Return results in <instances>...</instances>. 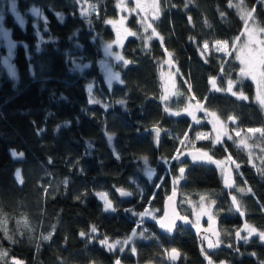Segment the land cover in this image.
Listing matches in <instances>:
<instances>
[{"label": "trees", "instance_id": "trees-1", "mask_svg": "<svg viewBox=\"0 0 264 264\" xmlns=\"http://www.w3.org/2000/svg\"><path fill=\"white\" fill-rule=\"evenodd\" d=\"M91 1L95 11L85 18L79 0H16V11L25 17L21 26L11 11V0H0L3 24L17 44L15 77L0 75V248L9 253V264L12 257L23 264H115L117 259L121 264H170L165 250L173 248L182 253L177 264H206L201 248L207 239L199 242L192 229L182 225L163 235L157 225L146 222L154 238L136 242L135 255L113 254L99 240L105 235L118 240L131 233L135 222L126 209L141 212L152 205L162 210L178 175V163L164 161L173 160L185 138L209 128L207 123L199 128L181 114L189 98L223 120L235 117V123L230 122L240 129L264 128V108L254 101L250 81L241 85L247 100L212 91L210 78L216 77V84L224 88L226 80L237 79L239 63L214 52L202 56L200 51L205 41L210 45L238 37L242 22L229 0H158L159 16L152 26L159 35L147 46L137 36L124 42L122 56L129 63L115 67L124 83L109 88L99 62L101 43L114 39L115 32L105 21L116 18V0ZM244 3L264 29V2ZM32 7L45 17L37 24ZM127 24L139 35L135 18ZM168 52L176 69L178 96L166 110L159 72ZM70 64L84 69L74 72ZM90 99L99 103H89ZM153 129H160L158 140ZM224 141L215 147L200 141L187 153L202 149L219 160L230 155L240 165L232 167L231 195L247 224L264 230V171L257 170L264 169V138L259 137L260 148L251 152L252 163L249 151ZM12 151L23 157L14 158ZM143 157L155 170L152 180L143 174ZM189 157L180 191L211 196L220 240L232 245L230 251L208 250L213 263L264 264V243L257 237L234 252L242 222L219 172L209 164H194ZM136 187L143 192L141 203L134 196ZM241 188L245 191L238 192ZM117 189H129L134 197H123ZM96 193H107L116 211H105ZM181 216L190 219L189 214ZM92 225L98 231L90 242L79 233ZM5 228L11 240L5 237Z\"/></svg>", "mask_w": 264, "mask_h": 264}, {"label": "snow or ice", "instance_id": "snow-or-ice-1", "mask_svg": "<svg viewBox=\"0 0 264 264\" xmlns=\"http://www.w3.org/2000/svg\"><path fill=\"white\" fill-rule=\"evenodd\" d=\"M125 0H117V7L120 8L123 4H124ZM189 2H191V0H189ZM262 2H264V0H262ZM155 3V0H154ZM136 4L137 7L132 9V12H136L137 9L140 8V0H136ZM243 5V0H240V2L238 4H233L232 0H229V7H236L240 10V15H241V19L244 20L245 25L248 24V21L250 18H252L253 16V11H245L242 7ZM187 7V5H185ZM11 10L13 12H16V0H11ZM155 12L156 15L151 17V19L154 21L155 19H158V14H159V7H155ZM30 11L35 15V16H41V12L38 8L36 7H32L30 9ZM221 15L223 16L224 14L221 13ZM62 18V17H61ZM16 19L19 21L20 25L23 26L24 25V19L17 13ZM190 19V18H189ZM143 25H144V31L147 33L149 29H151V36H147L145 37L146 40H151L154 36H158L159 34L156 32L155 28L152 27V23H148L147 20H145L144 18H141L140 21ZM105 23L108 24H113L114 27H116V22L111 21L110 23L106 20ZM123 23V18L120 21V24ZM117 36L118 39L116 41H114V43H122V39H121V35H120V28L117 27ZM0 32H3L4 36L7 37L9 35L7 30H4L2 28H0ZM259 32L261 34H264V29H259ZM245 33H247L249 36L252 35V33L248 32V29L246 27L245 29ZM37 35H39V32L37 31ZM124 35H131V36H136L137 33L135 32H125ZM242 35H244V33H242ZM161 42L163 43V38L161 37ZM191 40H193L195 42V37H191ZM239 39V37L237 38ZM42 40V38H41ZM257 46H259L258 51L255 52V54L252 51L247 50L248 46L247 44H245L243 47H241L240 45L236 44L235 41L233 42L232 46H231V50L229 49L228 46V42L227 41H216L215 44L213 45V49L215 52L217 53H224V55L226 56H231L234 60L239 62V72L237 75V79L236 80H232L229 79L228 80V86L226 89H219L216 87V77H211L210 78V83L213 86V89H215L216 91H227L232 93L233 96H235L238 100H247L248 97L246 95L243 94V92H235L233 91V87L236 86L238 87L242 81L246 78H251L253 81H255L257 83L258 89H260V91L258 92L257 96H256V100L261 104L262 107H264V39L262 40H258L252 43V48L256 49ZM15 48V43L12 40L8 41V55L6 57H3V63L7 66L8 70L10 71L12 76L16 75V70L14 65L11 64V57L13 55V49ZM112 45L111 43H107L104 45V53L107 56H114L116 60H123V57L121 55H119L118 53H113L112 50ZM209 48V44L207 41L204 42L203 47L200 49L201 51V55H205L208 51ZM37 50L39 51V48H37ZM171 55V54H170ZM125 65H127L129 63V61L125 60L124 61ZM168 63H171V60L168 61ZM221 67V72H223L224 69V65H220ZM179 70L177 69V72ZM221 78H223V76H221ZM116 80L119 81L121 84L124 83L123 80L120 79V74L118 72H113L111 69H109V71L107 72V81H108V85L109 88H111L112 82ZM185 83H187V81H185ZM92 84L88 85V92L89 94H91L92 92ZM189 91L191 90V86L189 85ZM162 99H167V97H162ZM89 103H99V101L94 100V99H90ZM119 103L124 104L125 101L121 100L119 101ZM105 107H107V105H105ZM184 111L188 112V114L191 116L192 120L196 123V124H200L201 120L200 118H198V116L196 115V111H201L203 113V116L205 119H210V122L213 125V128H216V123L218 120V117L216 115V113H209L206 109L203 108V105H200L199 103L196 106V111H189L188 108H186ZM176 115H179V113H175ZM235 117H228L229 121H233L235 122ZM156 133V137L157 140L159 138V134H160V129H153ZM43 131V130H41ZM233 132H235V136L230 135L227 131V126H224V130L221 132L219 130H217L216 135L214 138H210L209 135L204 134V133H197L196 134V139L197 140H210V142L212 143L213 147H215V145L217 144H223L225 141L224 139H222V137H226L228 140H232L233 143L236 145V147L238 148H244V149H251L252 145H249L247 143V140L250 139V137L248 136L247 133H251L252 135H256L257 133L260 135V137L264 138V128H260V129H248L247 133H245L243 136L241 135L240 131H236V129H233ZM187 135V134H185ZM239 138V139H237ZM108 140L111 143L112 141V136H108ZM183 143V141H182ZM89 147H91V145L89 144ZM225 151H227V149H225ZM179 154L176 156H173L172 159L177 161V163L179 164H183L184 161L181 159V157L185 156V153L182 151H179ZM11 155L14 158H18V157H23V153H17L15 151H12ZM188 156L191 157V162L194 164H214L216 165L217 168L221 169V174L224 175V165L226 162H231L236 169H239L240 165L237 164L235 161L231 160V156H227L225 158L224 161H220V160H216L214 159V157L212 155H209L208 152L203 151L202 149H198L196 153H187ZM117 159H119V156L117 155ZM144 160L145 165L148 164V159L147 157H143L142 158ZM165 164H171V161L169 160H165L164 161ZM249 163H252V154L251 152H249ZM258 171H264V169H257ZM147 175L151 178V176L154 174V170L151 168H147L146 169ZM20 170L17 169L15 176L17 179L20 178ZM229 177H230V171L228 173V176L225 178V185L227 187H233V184H231L229 182ZM186 179V169L185 167H180L178 170V175L173 177V194H175V190L176 187L179 184L180 180H184ZM65 184H67V180L64 181ZM157 187H160V185H157ZM117 191L120 193L121 196L123 197H127V196H131L133 195L131 192L125 191L123 189H117ZM238 192H244L245 189L241 188L237 190ZM247 191L251 192V189H247ZM96 196L102 200L104 202V210L105 211H110V212H115L116 209L115 207L112 205L111 201L108 199V194L107 193H96ZM169 200L172 199V197L168 198ZM201 200H203V197H201ZM149 204H151V201L148 202ZM232 203L233 205H235V210L236 211H240V215L243 216V211L240 210L239 208V204L237 202V199L235 196H233L232 198ZM125 211H129L132 212L133 215H136L139 217V219L137 220V225L142 226L145 219L147 218H151L153 220H156L159 228L168 235H171L174 231V229H177L178 227H180L181 225L178 224L176 221H171V222H165L163 219H157L156 216V211L155 209H150V208H145V210L143 212L140 213H135L132 209H126ZM168 212L165 209L164 210V216H167ZM178 220L180 221H185L187 222V217H177ZM209 220L211 221V216L209 217ZM26 222V221H25ZM6 223V221L4 222ZM244 230L246 231V235H241V232L238 230L235 233L236 239L237 241L242 240L245 244H247L249 242V239L251 237H253L254 234L258 235L259 240L261 242H264V232H258L257 229H255L254 227H252L251 225H248L247 223H245L244 225ZM98 229L95 225H92L89 229L88 232H84L81 231L79 233V236L81 238L84 239H88L90 242L94 239H96L97 237L95 236V234L97 233ZM147 229H143L140 232H137L136 229H133L132 234L130 236H128L126 239L123 240H109V237H107L106 235L104 236V239L100 240L99 243L101 246L106 247L107 250L109 252H113L115 250H119L120 252H123L125 250V246L131 245L134 238L136 237H140L143 239H148L149 236H146L145 233L147 232ZM4 233H5V237L9 240L12 239V237L8 236L7 234V229H4ZM154 237V234H152ZM45 240H48L51 238V233L48 236H44L43 237ZM204 239H208V237L204 236L202 239V243ZM222 244V241L220 239H216L215 241L209 240L207 243V249H216L219 248L220 245ZM229 248L232 247L231 244L228 245ZM131 251L133 254H135L136 249L135 247H131ZM236 251L239 252V248H236ZM201 252L204 254L205 259L208 261V264H213V261L211 259V257L207 254V251L205 248H201ZM166 253V258L172 262V264H175V261L179 258L180 254L176 249H172L171 252H168L167 250H165ZM253 256H255V253H252ZM9 253L0 248V262H3V264H9ZM11 264H23V261H19L16 260L14 257L11 258ZM115 264H120V260L117 259L115 261ZM223 264V262H222Z\"/></svg>", "mask_w": 264, "mask_h": 264}, {"label": "rangeland", "instance_id": "rangeland-1", "mask_svg": "<svg viewBox=\"0 0 264 264\" xmlns=\"http://www.w3.org/2000/svg\"><path fill=\"white\" fill-rule=\"evenodd\" d=\"M239 2H240V0H232L233 4H238ZM157 6L159 7L158 0H155V3H154V0H140V8L137 9L136 12H132L131 10L137 7L136 0H125L124 4L120 8L117 7V0H116L117 16H116V18H111V19L107 20L109 23L111 21L116 22V27H114L113 24H108L107 23L113 29V31L115 32L114 39L112 41H109V42H102L101 43V51H102L101 53H102V57L103 58L99 62L100 72H101V74L103 76V79H104V81H105V83H106V85L108 87H109V85H108V81H107V72L109 71V69H111L113 72H118V71L115 70V67L118 66V65L119 66L124 65L125 64L124 63L125 60L123 58V60H119L118 61V60L115 59L114 56L105 55V53H104V45L107 44V43H111L112 52L113 53H118L119 55L122 56V51L121 50H122V47L124 45V42L130 37L134 38V36L124 35V33L126 31L127 32H135V31H133V30H131L129 28V26L127 24V21L130 18H135L137 20V22L139 24V28H140V31H139V35L140 36L139 35H136V36L139 39H142L144 41L145 45L147 46L150 40H146L145 37L151 36V29H149L148 32L146 33L144 31V25L140 21H141V18H144L145 20H147L148 23H152L153 20L151 19V17L156 15V12H155L154 9ZM242 7H243V9L245 11H252V10H250V9H248L246 7V5L244 3V0H243ZM230 8H233L237 12V14H238V16H239V18H240V20L242 22V30H241V32H240V34L238 36L239 39H237L238 37H236L232 41L228 42L229 49L231 50V46H232L233 42L235 41V43L240 45L241 47H243L245 44H247V46H248L247 50L252 51L255 54V52L258 51L259 46H257L256 49H253L252 48V43L255 42V41L264 39V34H261L259 32V29H262V28L259 27V25L257 24V22L255 20V17H254V14H253L252 18L249 19L248 24L245 25L244 20L241 19L240 10L238 8H236V7H230ZM79 9H80V14H81L82 17L89 18V16L95 11V6L92 5V1L91 0H79ZM12 13H13L15 19H16V16H17L18 12L17 11L16 12L12 11ZM18 14L25 21V17L22 14H20V13H18ZM31 14H32V16L34 18V23L35 24H37L38 19H42V20L45 19L43 14H41V16H35L33 13H31ZM158 16H159V14H158ZM58 17H59V19H62L61 18L62 15L59 14ZM122 18H123V23L120 24V21L122 20ZM117 27L120 28V35H121L122 43H114V41H116L118 39L117 30H116ZM246 27L248 29V32L252 33L251 36H249L247 33H245ZM0 28H2L4 30H7L8 33H9V35L7 37H5L3 32H0V75L3 72H5L10 77L13 78L15 76L11 75V73L8 70L7 66L3 63V57H6L8 55V41L9 40H12L15 43V48H16L17 44L11 38L9 29H7L4 26V24H3V15L1 13H0ZM242 33H244V35H242ZM155 37L156 36H154L153 38H155ZM221 42H223V41H221ZM214 44H215V42L209 45L208 51H207V53L205 55H208L210 52H214V53L218 54L219 56L225 57L226 60L228 58L230 59L231 56H226V55H224V53L215 52L214 49H213V45ZM203 45H202V47H203ZM15 48L13 49V55H12L11 61H10L11 64L14 65V67H15V64H14L13 59H14ZM169 60H171V63H168ZM70 69L72 71H74V72L75 71H82V69H84V66L78 65V64H75V65L74 64H70ZM15 70H16V67H15ZM159 75H160V78H161L162 89H163L162 97H165V96L167 97V99H163V105H164L165 109L167 110L170 107L171 102L178 96L177 92H176V69H175L172 57H171L169 52L166 54L165 58L160 63ZM247 81H250L254 85V89H255L254 101L259 103L256 100V96H257L258 92L260 91V89H258L257 83L255 81H253L251 78L244 79L242 81V83L238 87L234 86L233 87V91L238 92V93L241 92V91L243 92V90L241 89L242 88L241 85L244 84ZM117 83H119V81L114 80L112 82L111 87L114 84H117ZM227 86H228V80H226L224 88H221L218 84H216V87L219 88V89H226ZM212 91L218 92V93H225V94H228L230 96H233L232 93L227 92V91H216L215 89H213V86H212ZM243 94H244V92H243ZM233 97H235V96H233ZM197 104L198 103H196L191 98H189L188 101H187V104H186L185 108L183 109V111L181 112V114L182 115H186L187 117H189V119L191 120L193 125L201 128V126H203L204 124L207 123L209 125V128L206 129V130L197 131L192 136V138H190V139L185 138L183 140V143H182L183 146L180 149V151L185 153V156L181 157V159L184 161V163L183 164H179L178 163V170H179L180 167H185V169H188V165L185 163V159L189 157L187 155V151L194 149V146L200 141L201 142H209L210 141V140H197L196 139V134L197 133H204V134L209 135L210 138H214L215 135H216L217 130L222 132L224 130V126L225 125L227 126L228 133L230 135H233V136H235V132H233L234 128L236 129V131H240L242 136L245 133H247V130H248V129H240L237 125L231 124V122L228 119H226V120L221 119L216 112L207 110L209 113H213V112L216 113V115L218 117V120H217V123H216V128L214 129L212 123L210 122V119H212V118L205 119L204 116H203V113L201 111H196ZM200 105H202V104H200ZM186 108H188L189 111H196V115L201 120L200 124H196L192 120V118L188 114V112L184 111ZM262 108H264V107H262ZM154 134H155V137H156V133H154ZM247 134L250 137V139L247 140V143L249 145H252V147H251V149H246V150L253 153V152L256 151L255 147H259L260 148V146L257 144V141L259 140L260 135L258 133L256 135H252L251 133H247ZM222 139L227 140L226 137H222ZM237 139H239V138H237ZM217 145H219V144H217ZM217 145H215V146H217ZM259 148H258V150H259ZM178 154L179 153H177L176 155H178ZM189 160L191 161V157H189ZM216 160H219V159H216ZM224 160L225 159L220 160V161H224ZM172 161L177 162L175 160H171V162ZM229 163L230 162H226L225 163L224 172H225L226 166ZM209 165H212L213 167H215L218 170L219 176L222 179V177L224 175L221 174V169L217 168L216 165H214V164H209ZM147 168H151V167H150L149 163L147 165H145L144 160H143V172H144L143 174H144V176L146 178H148L149 180H152L155 177V170L153 168H151V169L154 170V174L150 178L147 175V172H146ZM232 176H233V172H232ZM183 182H185V180H180L179 184H178V186L176 187V190H175L177 192V195L175 197L178 198V200H179V209H180L181 213L184 214V215H188L189 214V217L191 218V222H192L194 227L197 226L198 228H201L202 225H204V226L205 225L212 226L213 224H215L217 221H216V219L214 217V202L211 199V196H209L205 192H201L199 194L190 193V192L184 193V192L180 191V188H179L180 185ZM123 190L128 191L129 189H123ZM135 192L136 193L134 194V196H136V198L138 200V203H141L140 202V198L143 195L142 190L139 187H136ZM132 196L133 195H131V197ZM201 197H203V200H201ZM145 208L155 209V208L152 207V205L146 206ZM145 208L141 212H143L145 210ZM129 209H132V208H129ZM132 210L134 211V209H132ZM155 210H157L156 211V216H157V219L159 220L162 210H158V209H155ZM134 212L135 213H140V212H136V211H134ZM128 213L131 215V218L135 222V228L134 229H136L137 232H140L143 229H147L148 231L145 233V235L149 236V238L148 239H143V238H140V237H136V238H134V240H133L131 245L125 246V250L123 252H120L117 249V250L111 252L113 254L117 253V254L120 255V254L126 253V252H131L132 253L131 247H134L136 242H147V241H150L152 238H154L153 235H152V232L147 227L146 222L157 225L158 223H157L156 220H153L151 218H147V219H145L143 225L138 227L136 222L139 219V217L136 216V215H133L132 212L128 211ZM210 216H211V221L209 220ZM132 231H131V233L128 236H130L132 234ZM258 232H264V230H258ZM244 235H246V233ZM127 237H124V238L119 239V240L126 239ZM206 237H208V236H206ZM254 237H257L259 239L258 235H256V234L253 235V238ZM109 240L112 241L111 239H109ZM209 240H210V237H208L207 242ZM104 248H106V247H104ZM203 248H205L206 251L210 250V249H207V245H205V244L203 245ZM135 254H136V252H135ZM135 254L132 253V255H135ZM222 262H223V264H227V263H224V261H222ZM222 262L213 263V264H222Z\"/></svg>", "mask_w": 264, "mask_h": 264}, {"label": "water", "instance_id": "water-1", "mask_svg": "<svg viewBox=\"0 0 264 264\" xmlns=\"http://www.w3.org/2000/svg\"><path fill=\"white\" fill-rule=\"evenodd\" d=\"M232 123H235V122H233V121H231ZM197 152V150H195V151H191L190 153H196ZM234 165L230 162L227 166H226V168H225V172H224V177H223V184H224V187H225V189H226V192H227V194L229 195V199H230V201L232 202V195H231V191H232V187H227L226 185H225V178L228 176V173H229V171H230V177H229V182L231 183V184H233V182H232V180H231V170H232V167H233ZM177 195V192L175 191V194H173V189H172V191H171V193L164 199V202H163V210H162V215H161V217H160V219H163L165 222H171V221H176L178 224H180V225H183V226H185V227H187V228H191L192 229V231H193V233H194V235L196 236V238L199 240V242L202 240V238H203V236H208V237H210V240H212V241H215L216 239H220V236H219V231H218V225H214V226H212V227H205V226H203V227H201V228H197V227H194L192 224H191V222H190V220L189 219H187V222H185V221H180V220H178L177 219V217L178 216H180V217H182L181 216V214H180V212H179V208H178V203H179V200H178V198H176L175 196ZM169 197H172V199L171 200H169L168 198ZM233 204V203H232ZM235 205H233V208H234V210H235ZM167 210V212H168V215L167 216H164V210ZM235 212L239 215V217H240V219H241V222H242V225L240 226V228L238 229L240 232H241V235H243V234H245L246 233V231L244 230V225H245V223H247L246 222V220H245V216H244V214H243V216H241L240 215V211H236L235 210ZM158 227H159V225H158ZM179 228V227H178ZM177 228V229H178ZM177 229H174V231H173V233L174 232H176V230ZM161 230V229H160ZM237 230V231H238ZM161 233L163 234V235H168V234H165L162 230H161ZM243 243V241L242 240H240V241H237V239H236V236H235V239H234V244H235V248H238L239 247V245H241ZM220 249L222 248V249H227V250H231V248H229L228 247V245H224V244H221L220 245V247H219ZM218 248H216V249H213V250H217ZM172 250V249H171ZM171 250L169 251V252H171ZM178 252H179V254H180V256H179V258L175 261V264H177V263H179L180 262V259H181V256H182V253L178 250V249H176ZM234 252H236L237 253V251L235 250ZM171 264H172V262L171 261H169ZM206 264H208V261L206 260Z\"/></svg>", "mask_w": 264, "mask_h": 264}]
</instances>
